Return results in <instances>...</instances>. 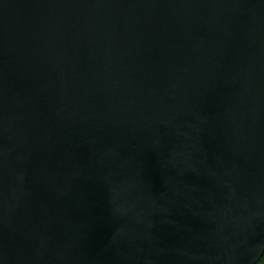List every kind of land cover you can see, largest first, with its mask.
<instances>
[{
    "label": "water",
    "instance_id": "95a60500",
    "mask_svg": "<svg viewBox=\"0 0 264 264\" xmlns=\"http://www.w3.org/2000/svg\"><path fill=\"white\" fill-rule=\"evenodd\" d=\"M264 0H0V264H258Z\"/></svg>",
    "mask_w": 264,
    "mask_h": 264
},
{
    "label": "trees",
    "instance_id": "16d2710c",
    "mask_svg": "<svg viewBox=\"0 0 264 264\" xmlns=\"http://www.w3.org/2000/svg\"><path fill=\"white\" fill-rule=\"evenodd\" d=\"M258 264H264V256L261 258Z\"/></svg>",
    "mask_w": 264,
    "mask_h": 264
}]
</instances>
